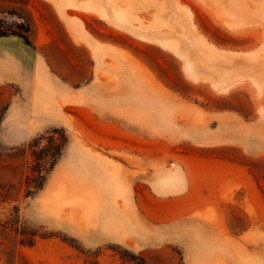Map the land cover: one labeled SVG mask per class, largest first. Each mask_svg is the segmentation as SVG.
<instances>
[{
    "label": "rangeland",
    "instance_id": "1",
    "mask_svg": "<svg viewBox=\"0 0 264 264\" xmlns=\"http://www.w3.org/2000/svg\"><path fill=\"white\" fill-rule=\"evenodd\" d=\"M0 34L44 86L26 139L0 86V264H264V0H0Z\"/></svg>",
    "mask_w": 264,
    "mask_h": 264
},
{
    "label": "crops",
    "instance_id": "2",
    "mask_svg": "<svg viewBox=\"0 0 264 264\" xmlns=\"http://www.w3.org/2000/svg\"><path fill=\"white\" fill-rule=\"evenodd\" d=\"M68 10V8L63 9L65 12ZM70 36L67 33V38L70 42H72V36L74 38L77 37L75 34H70ZM38 57V43L32 46L24 43L20 37L15 35L0 36V86L6 85L9 87L13 85L19 89L20 93V99L12 101L3 121L6 137L8 138H28L25 130L16 126L15 116L25 121L28 113L30 114L28 112L29 109L37 106L35 101L37 98L39 99L41 87H44L41 83L39 84V79L36 75ZM59 81L60 83L54 81V78L51 77V87H58L62 91L69 93L71 97L77 96L79 90H81V94H85L87 100L93 97V87H71L68 82L63 84L61 79ZM68 107L72 108L73 105ZM15 111H17L16 115H14ZM13 134L15 135L13 136ZM191 200L189 195L188 204H191Z\"/></svg>",
    "mask_w": 264,
    "mask_h": 264
},
{
    "label": "trees",
    "instance_id": "3",
    "mask_svg": "<svg viewBox=\"0 0 264 264\" xmlns=\"http://www.w3.org/2000/svg\"><path fill=\"white\" fill-rule=\"evenodd\" d=\"M0 35H3V34H0ZM54 164H55V162L53 163V165H54ZM53 165H52V166H53Z\"/></svg>",
    "mask_w": 264,
    "mask_h": 264
}]
</instances>
